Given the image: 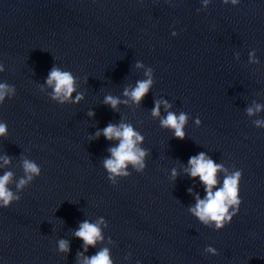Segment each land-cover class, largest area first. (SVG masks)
<instances>
[{
  "label": "water",
  "instance_id": "obj_1",
  "mask_svg": "<svg viewBox=\"0 0 264 264\" xmlns=\"http://www.w3.org/2000/svg\"><path fill=\"white\" fill-rule=\"evenodd\" d=\"M0 66V84L17 90L0 104V176L13 172L21 197L0 207V264H79L75 232L101 219L103 242L85 256L108 248L113 264H264V127L255 124L264 111L247 113L264 106V0H0ZM53 67L72 72L79 103L51 99ZM149 69L154 83L137 105L123 93ZM107 95L128 104L113 110ZM156 100L187 114L185 139L152 116ZM121 122L144 137L147 168L129 165L114 186L103 161L118 141L95 136ZM201 152L243 172L240 211L220 231L189 211L206 196L185 171ZM25 158L41 175L17 190Z\"/></svg>",
  "mask_w": 264,
  "mask_h": 264
},
{
  "label": "clouds",
  "instance_id": "obj_2",
  "mask_svg": "<svg viewBox=\"0 0 264 264\" xmlns=\"http://www.w3.org/2000/svg\"><path fill=\"white\" fill-rule=\"evenodd\" d=\"M225 4L229 0H223ZM205 6L208 0H204ZM233 5L240 3V0H231ZM176 35V33H173ZM252 62L255 60V53L250 54ZM137 67H143V64L137 63ZM4 68L0 66V72ZM145 75L148 77L144 80H138L134 88H125L123 95L128 97L132 102L139 105L146 95L150 93L153 86V71L149 69ZM76 78L70 71H63L59 67H53L48 74L47 85L52 88L51 99L57 101L59 104L65 103H79L83 99V94L77 92L75 87ZM16 88L8 84H0V104H3L9 94L12 97L16 96ZM76 93L73 99V94ZM104 103L110 105L113 110H118L119 105L128 104V100H121L119 97L107 95L104 98ZM161 105L167 112L165 117H161ZM172 105L167 100H156L155 107L152 109V116L160 119V126L173 130L175 138L185 139L186 133L184 131L188 116L185 112L177 115L171 111ZM264 111V106L255 105V108H248V115H255L257 112ZM89 116H94V112H89ZM199 125L200 119L196 120ZM257 127H264V120L255 121ZM7 123H0V138L7 135ZM103 136L109 141H118L115 147L109 148L111 153L110 158L103 161V166L108 173V179L115 186L118 185L117 177L127 178L131 173L127 170L131 165L139 173H143L147 165L145 158L148 155L145 149L139 145L143 142L142 134L135 130L130 123L121 122L120 124H109L102 130L97 131L95 138ZM4 165H10L11 159L7 156L3 157ZM190 167L185 171L193 179H197L204 185L206 193L205 198L201 199L199 194L195 195L196 204L191 207L189 211L198 218L200 222L208 227L215 225V230H223L226 226L232 223L234 217L239 213L240 206L243 201L240 194L241 180L243 178L242 170L234 171L228 174V170L222 164H217L206 153L201 152L189 159ZM23 170L25 177L19 180L16 184L17 190L24 189L29 185L35 177L41 175V168L32 160L23 159ZM224 172L223 186L219 187L218 173ZM173 177L178 175L175 169L172 170ZM14 173L11 171L5 172L0 176V207L8 208L13 202H19L21 197L16 195L9 185L12 183ZM215 189V190H214ZM192 191L191 189L189 190ZM231 209V211H230ZM101 224L105 221L101 219L98 223H91L87 220L83 221L79 229L75 232V236L84 242V252L78 254L79 264H113L110 257V250L103 248L95 255L88 257L84 253L88 251L89 247H95L98 242H103ZM105 226H107L105 224ZM59 251L67 253L70 251V243L67 240L61 239L58 241ZM213 255H218L217 250L213 247L207 249Z\"/></svg>",
  "mask_w": 264,
  "mask_h": 264
}]
</instances>
